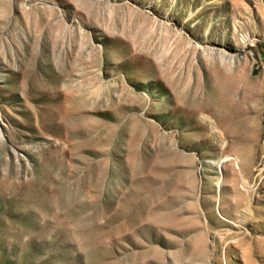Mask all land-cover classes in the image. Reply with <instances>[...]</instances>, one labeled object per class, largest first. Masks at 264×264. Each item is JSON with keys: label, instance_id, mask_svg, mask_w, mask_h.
Masks as SVG:
<instances>
[{"label": "rangeland", "instance_id": "1", "mask_svg": "<svg viewBox=\"0 0 264 264\" xmlns=\"http://www.w3.org/2000/svg\"><path fill=\"white\" fill-rule=\"evenodd\" d=\"M0 264H264V0H0Z\"/></svg>", "mask_w": 264, "mask_h": 264}, {"label": "bare ground", "instance_id": "2", "mask_svg": "<svg viewBox=\"0 0 264 264\" xmlns=\"http://www.w3.org/2000/svg\"><path fill=\"white\" fill-rule=\"evenodd\" d=\"M230 157V156H229Z\"/></svg>", "mask_w": 264, "mask_h": 264}]
</instances>
